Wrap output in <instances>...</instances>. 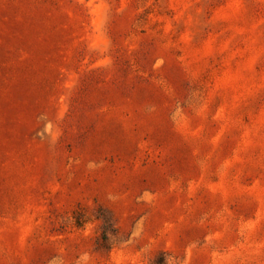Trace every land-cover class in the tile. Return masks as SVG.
<instances>
[{"label": "rangeland", "instance_id": "1", "mask_svg": "<svg viewBox=\"0 0 264 264\" xmlns=\"http://www.w3.org/2000/svg\"><path fill=\"white\" fill-rule=\"evenodd\" d=\"M156 263L264 264V0H0V264Z\"/></svg>", "mask_w": 264, "mask_h": 264}, {"label": "trees", "instance_id": "2", "mask_svg": "<svg viewBox=\"0 0 264 264\" xmlns=\"http://www.w3.org/2000/svg\"><path fill=\"white\" fill-rule=\"evenodd\" d=\"M101 219H102V230H101V236H100V239L102 240V242L106 243L107 242V234H106V228L108 227L107 226V220L105 219L104 215L101 216ZM82 222H84L83 220L79 219L75 221V224L77 226H80L82 224ZM156 264H160V263H156Z\"/></svg>", "mask_w": 264, "mask_h": 264}]
</instances>
